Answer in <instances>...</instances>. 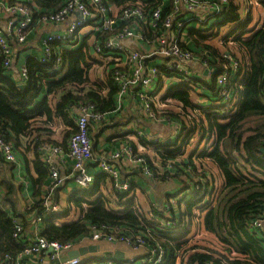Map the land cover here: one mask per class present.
<instances>
[{
    "label": "trees",
    "instance_id": "trees-1",
    "mask_svg": "<svg viewBox=\"0 0 264 264\" xmlns=\"http://www.w3.org/2000/svg\"><path fill=\"white\" fill-rule=\"evenodd\" d=\"M132 1L105 0L108 5L117 7ZM251 1L247 0V3L251 4ZM17 2L34 9L35 22L43 14L54 12L64 4V0L10 1L12 5ZM144 4L146 18L161 7L164 9L163 20L170 11L171 2L145 0ZM250 11L251 7L247 8V13ZM135 22L144 31L143 24ZM247 22L230 0L228 14L222 20L216 18L210 30L188 31L190 50H204L212 60L215 59L213 67L216 73L208 90L210 104L197 105L193 99V87L184 82L165 91L159 100L157 94L162 93L163 81L172 75L167 68L159 67V89L154 93L153 109L162 116L171 115L183 127V135L176 144L156 148V159L163 165L176 164L185 157L179 166L174 167L178 173L170 174L179 180L178 193L168 197L178 198L177 204L171 208L172 219L179 222L178 228L160 233L159 227L147 222L139 211L134 194L128 197V194L115 191L112 180L101 174L95 178L88 192L70 193L65 202L60 201V189L55 190L54 203L61 205L65 214L73 219L62 224L45 218L42 237L65 244L79 243L90 234L91 226L127 227L147 233L151 245L159 243L165 247L168 255L163 264H184V260H187L186 264H264V239L248 228L250 220L264 214V24L252 30L248 29ZM224 30L228 33L219 41L227 47L225 51L217 52L205 44L211 37H219ZM143 34L148 39H155L151 31ZM51 46L56 49V54L49 63H41L35 57L27 58L29 81L25 88L11 78L0 59V136L14 144L16 152L23 149L24 139L34 138L37 131L35 123L42 119L52 121L57 117L63 120L70 127L68 139L77 131L72 119L77 106L92 104L103 114L116 110L119 87L112 73L118 68L107 70L104 81L92 83L90 69L102 62L92 57L86 39L78 47L62 48L57 42ZM57 57L63 60L61 72L54 71ZM234 60L239 63L238 77L226 88L232 95V101L227 105L213 106V99L218 96L215 78L225 64ZM163 102L166 109L157 106ZM90 138L95 146L91 128ZM36 140H40L39 135ZM36 145L40 142L37 141ZM128 145L135 149L131 142ZM144 159L159 179L166 176L157 173V167L149 157ZM14 164L6 162L0 155V187L4 190L0 199V264H14L23 251L27 233L33 226L32 216L42 212L37 207L45 195L44 184L50 177L49 167L38 158L34 162L37 179L32 178L36 201L22 209ZM107 186L112 190L109 196L101 189ZM75 209L77 214L73 213ZM17 224L24 226V238L19 241L14 238ZM176 230L181 233L177 237ZM202 230L208 234V241L214 247L199 249L195 245L190 246V241ZM179 251L181 260L178 262L176 254ZM93 261L104 264L102 255L81 264H92ZM113 262L126 263L123 259Z\"/></svg>",
    "mask_w": 264,
    "mask_h": 264
},
{
    "label": "built area",
    "instance_id": "built-area-1",
    "mask_svg": "<svg viewBox=\"0 0 264 264\" xmlns=\"http://www.w3.org/2000/svg\"><path fill=\"white\" fill-rule=\"evenodd\" d=\"M10 1L0 0V15L3 18V24L0 25V59L3 67L13 78L10 73L13 64L27 44L30 35L35 31H40V28L35 27L34 9L19 2L12 5ZM144 1L133 0L132 3L117 7L108 5L105 0H64L60 9L43 14L38 21L42 28L57 26L62 30L58 33H46L40 38L41 54L35 58L41 63H49L56 54V49L52 48L51 43L57 42L62 45V48H72L81 46L86 39L94 59L103 62L114 61L124 66L123 69L116 67L118 69L112 73L113 80L119 87L116 110H122L126 96L137 90L136 97L145 118L155 122L165 121L173 127L176 122L160 115L152 106L155 100L154 93L159 89V67L163 66L172 73L167 83L164 84V88L169 89L184 82L193 87V95L201 94L203 89L196 80L194 66L198 64L203 67L206 76L213 79L216 73L212 66L215 59L212 60L209 57L210 54L204 50L199 52L190 50L188 31L210 30L216 23L210 25L212 19L222 20L228 14L230 0H170V11L163 20L164 9L161 7L153 10L146 18ZM135 21L143 24L144 31L154 33L155 39H148ZM160 22L161 25H159ZM120 26L122 28H118ZM111 34L113 35L110 36ZM126 41L136 43V47L126 46ZM143 43L148 46V49ZM225 57L227 56L225 55ZM27 58L22 59L25 62L19 69L20 85H26L29 81L26 68ZM153 59H160L161 64L150 62ZM62 61L61 57H57L54 71H62ZM238 73L239 63L236 60L224 65L221 73L215 78L218 96L213 99L211 105L222 106L232 101V95L226 88L237 79ZM74 111L76 115L72 119L77 131L68 140V155L73 162V172L67 179L72 180L74 184L73 193L76 191L88 192L96 178L90 172L94 160L90 125L92 123L102 124L106 121L107 114L100 113L92 104L79 105ZM175 127L174 139L178 140L183 135V129L177 123ZM138 135L148 137L142 131H138ZM155 141L161 142L158 139ZM151 142L154 143V140ZM162 145H166V143H162ZM62 152L60 148H53L43 159L50 170V183L47 193L37 207V209H41V214L32 216L33 226L38 228L45 218L59 223L62 216L65 215L61 205L53 201L55 190L61 189L66 183V179L60 176L59 168L54 162V156L62 154ZM0 155L8 163L16 162L17 152L14 144L6 141L2 136H0ZM126 157L131 163L139 166L141 173L151 177L154 181L157 180L144 157H136L134 150L129 146L103 156L95 163L98 165L100 173L112 180L113 189L120 194H128L129 197L133 193L132 182L123 180L120 171V163ZM174 166L175 164L171 163L168 168L172 169ZM176 204V198H169L166 208L158 212L152 206L147 210H142L136 200L139 211L143 213L147 222L159 227L160 233L166 230L174 231L178 228L179 222L172 219L171 214V208ZM90 228V234L79 243L69 242L66 244L48 241L41 236L39 230L35 229L32 238L25 237L27 240L23 245V251L18 254L14 264H47L56 261L67 253L82 247L86 240L98 246L113 244L126 246L133 251H139L142 248L146 250L144 254L134 255L127 260L124 257L125 264H163V260L168 255L165 247L159 243L151 245L146 237L147 233L140 230L105 225L91 226ZM248 228L264 239V214L250 220ZM175 232L176 237L181 234L179 230ZM198 235L208 237V234L203 230L197 232V236L195 235L194 238ZM14 238L17 241L24 238L23 225H16ZM176 258L178 262L181 260L180 251L176 254ZM102 259L104 264H114L113 260H115L112 255L102 256ZM9 260L7 258V261ZM92 260L95 258H75L61 264H81L84 261ZM186 262L187 260H184V264ZM92 264H97V261H93Z\"/></svg>",
    "mask_w": 264,
    "mask_h": 264
},
{
    "label": "crops",
    "instance_id": "crops-1",
    "mask_svg": "<svg viewBox=\"0 0 264 264\" xmlns=\"http://www.w3.org/2000/svg\"><path fill=\"white\" fill-rule=\"evenodd\" d=\"M27 1V0H26ZM233 3L237 5L239 8V13L243 18H247V26L248 29L252 28V30H257L264 24V2L263 3H255V1H251V4L247 3V0H231ZM263 1V0H262ZM261 1V2H262ZM254 2V3H252ZM251 7L250 13H247V8ZM36 23V28H40V31H35L30 35L28 38L27 44L23 47L21 52L19 53V57L16 62L13 64L12 69L10 71L11 75L13 76V80L20 85L19 79V69L24 65L25 60H22L24 57H38L41 54L40 49V38L46 33H58L61 32V28L57 26H50L47 28H42L39 22ZM3 24V18L0 15V25ZM240 31V30H239ZM223 32V31H222ZM228 33L224 30V33L221 34L217 38H210L208 42L205 44H209L217 52H223L226 50L227 47L224 44H220L221 39L225 34ZM240 33H242L240 31ZM126 46H135L136 43L131 41L125 42ZM146 49L148 46L143 43ZM226 46L227 43H225ZM199 49H196L198 51ZM93 57V56H92ZM95 58V57H93ZM96 64L92 66L89 72V79L92 83L97 81H104V78L107 75V70H111L114 67H118L123 69L124 66L122 64H118L114 61H107L103 63ZM113 62V63H112ZM150 62L161 64L160 59H153ZM104 64V65H103ZM108 64V65H107ZM213 66V65H212ZM195 73H196V80L202 86V93H196V104L199 106H205L206 104L211 103L210 94L208 93L209 85H211L212 80L211 77H207L203 67L200 65L194 66ZM167 83L163 81V85ZM170 89V88H169ZM167 88L162 89V93L157 94V98L163 96V93L167 90ZM137 91V90H136ZM135 93L132 92L126 96L124 100V108L122 110H116L111 113H107V119L104 121V125L102 124H95L92 123L90 125L91 128V137L93 139L94 145V160L90 167V172L97 177L101 175L100 169L98 165L95 163L97 159L102 158L108 154H111L115 151L122 149L123 147L129 146L128 144L135 145L134 153L136 157H149L153 165L155 164L156 171L160 175H166L164 178L159 179L158 176L157 180H152L151 177L143 174L140 172L139 166L136 164L131 163L128 158L120 163V171L123 180H129L132 182V190H133V197L136 198L140 208L142 210H147L151 206L154 207L158 212L163 211L167 206V198L172 196L175 193H178V184L179 182H173L171 180L172 175L178 173L177 168L169 169L167 165H163L160 161L156 158L157 146L162 145V143L167 144H176L178 141L174 139L175 136V129L176 123L180 124L179 120L173 118L171 115H167L164 117L169 118L170 120H174L176 123L173 127L168 122L161 121L155 122L149 119H146L144 116V112L142 111L141 105H139V100L136 97ZM107 93V91H105ZM104 92V93H105ZM44 93H42L43 95ZM106 95V94H104ZM157 99V100H158ZM51 101V98H50ZM194 101V102H195ZM159 108H167L165 102L158 103L157 105ZM161 109V110H162ZM178 111V109H175ZM46 119H42L41 121L35 123V129L37 130L31 138L28 140L24 139L23 141V149H19L17 151L16 162V169L14 171L16 183L20 186V200L22 209L26 206H31L35 203L36 196H34V187L32 183V178L37 179V174L34 170V162L39 158L42 162L44 157L52 151L53 148H60L62 149V154L54 156V162L58 166L60 171V176L66 179L65 186L60 189V201L65 202L67 200L68 195L73 193L74 184L72 180L67 179L70 177L71 173L73 172V162L69 158L68 155V139L67 136L70 133V127L65 124L63 120L60 118L54 117L52 121H45ZM100 125V126H99ZM102 125V126H101ZM75 126V122H74ZM104 126V127H103ZM182 126V125H181ZM76 127V126H75ZM183 128V127H182ZM93 130V131H92ZM138 131H142L144 134L148 135V137H144L142 135H138ZM40 136V140H36L37 136ZM150 137V139H149ZM129 139V140H128ZM158 139L161 142H156L155 140ZM154 140V143L151 142ZM40 142V145H36V142ZM151 143H153L151 145ZM130 147V146H129ZM185 157H181L180 160H184ZM180 160L176 161L175 165L180 164ZM175 167V166H174ZM153 170V169H152ZM154 171V170H153ZM179 175H182L179 173ZM173 179L177 180L176 178L172 177ZM174 180V181H175ZM169 181H172L169 183ZM179 181V180H178ZM50 179L44 184L43 192L44 194L47 193L49 188ZM102 192L109 196L112 192L111 186H107V188L101 187ZM4 195V190L0 187V199ZM169 199V198H168ZM21 207V206H20ZM77 210H74V214H77ZM73 219L69 214H65L62 216L61 222L68 223L70 220ZM36 226H32L30 231L27 233V238L33 237V232L35 229L39 230L40 233L44 229V225L40 224L39 228ZM94 245L89 241H85L82 247H89ZM78 249V248H77ZM132 254H128V252ZM145 249L142 248L139 251H133L126 246L123 245H113V244H101L100 245V252L97 254H89L85 257V259H92L97 258L100 255L102 256H111L114 258L116 253H123L124 257H132L134 255H142L145 253ZM68 254V253H67ZM66 254V255H67ZM122 254V255H123ZM65 255V256H66ZM50 263V262H48ZM47 263V264H48Z\"/></svg>",
    "mask_w": 264,
    "mask_h": 264
},
{
    "label": "water",
    "instance_id": "water-1",
    "mask_svg": "<svg viewBox=\"0 0 264 264\" xmlns=\"http://www.w3.org/2000/svg\"><path fill=\"white\" fill-rule=\"evenodd\" d=\"M20 86L22 88H25V84L20 85ZM99 252H100V246H98V245H91L89 247H79L78 249H75V250L69 252L66 256L62 257L61 259L50 262L48 264H61V263H65V262L72 260V259H75V258H85L89 254H97ZM122 254L120 255V253H116L114 258L115 259H123L124 254L123 255Z\"/></svg>",
    "mask_w": 264,
    "mask_h": 264
},
{
    "label": "rangeland",
    "instance_id": "rangeland-1",
    "mask_svg": "<svg viewBox=\"0 0 264 264\" xmlns=\"http://www.w3.org/2000/svg\"><path fill=\"white\" fill-rule=\"evenodd\" d=\"M216 22V19H212L211 22H210V25H213L214 23ZM188 31V29H187ZM193 97L196 99V96L193 95ZM179 166V165H178ZM214 174L216 175V172L214 171ZM171 180L173 182H179L178 180H175L171 177ZM175 180V181H174ZM172 181H169V183H171ZM177 201H178V198H177ZM190 246H196L197 248L199 249H204V248H209V247H214L213 243L208 241V237H205L202 236V235H198V237L194 238L193 241H190ZM128 254H132L130 251L128 252ZM130 258V257H127L126 256V260Z\"/></svg>",
    "mask_w": 264,
    "mask_h": 264
}]
</instances>
